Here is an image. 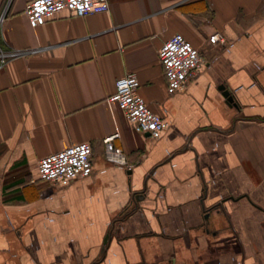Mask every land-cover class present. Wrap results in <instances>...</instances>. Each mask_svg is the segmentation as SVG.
Listing matches in <instances>:
<instances>
[{"label": "crops", "instance_id": "obj_1", "mask_svg": "<svg viewBox=\"0 0 264 264\" xmlns=\"http://www.w3.org/2000/svg\"><path fill=\"white\" fill-rule=\"evenodd\" d=\"M30 1L0 0V49L26 52L0 68V264H264V0H107L37 28ZM175 35L203 65L168 95ZM130 74L158 139L108 103ZM114 135L127 167L105 160ZM82 143L88 177L39 180L40 159Z\"/></svg>", "mask_w": 264, "mask_h": 264}, {"label": "built area", "instance_id": "obj_2", "mask_svg": "<svg viewBox=\"0 0 264 264\" xmlns=\"http://www.w3.org/2000/svg\"><path fill=\"white\" fill-rule=\"evenodd\" d=\"M110 5L107 0H32L26 4L24 14L31 28L44 25L55 15L67 12L75 17H86L106 13ZM3 16L0 17V26ZM209 43L225 44L218 34L209 37ZM24 51H3L0 49V68L10 60L25 55ZM163 70L166 93L174 95L185 89L187 83L203 65V59L181 35H175L163 44L158 53ZM138 81L134 74L115 81V91L108 103L115 104L135 132L158 139L167 130L168 124L154 114L137 94ZM117 135L103 140L104 157L107 163L127 167L124 152L111 145ZM92 149L82 143L68 147L55 154L43 157L38 162V178L43 182L57 186H66L70 182L86 178L92 171Z\"/></svg>", "mask_w": 264, "mask_h": 264}, {"label": "water", "instance_id": "obj_3", "mask_svg": "<svg viewBox=\"0 0 264 264\" xmlns=\"http://www.w3.org/2000/svg\"><path fill=\"white\" fill-rule=\"evenodd\" d=\"M224 96L230 104H233V99L228 92H224ZM148 136V135H147Z\"/></svg>", "mask_w": 264, "mask_h": 264}]
</instances>
